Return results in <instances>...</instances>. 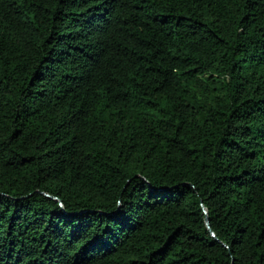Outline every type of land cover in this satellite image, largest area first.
Wrapping results in <instances>:
<instances>
[{
	"label": "trees",
	"instance_id": "trees-1",
	"mask_svg": "<svg viewBox=\"0 0 264 264\" xmlns=\"http://www.w3.org/2000/svg\"><path fill=\"white\" fill-rule=\"evenodd\" d=\"M0 264H264V0H0Z\"/></svg>",
	"mask_w": 264,
	"mask_h": 264
},
{
	"label": "water",
	"instance_id": "water-1",
	"mask_svg": "<svg viewBox=\"0 0 264 264\" xmlns=\"http://www.w3.org/2000/svg\"><path fill=\"white\" fill-rule=\"evenodd\" d=\"M205 223H206L208 229H210V228H209V225H208V218H207V217H205Z\"/></svg>",
	"mask_w": 264,
	"mask_h": 264
}]
</instances>
